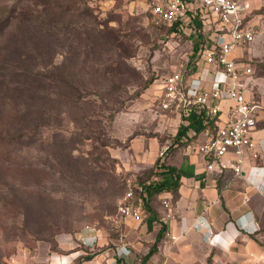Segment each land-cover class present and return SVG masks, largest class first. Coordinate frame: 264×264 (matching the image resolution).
I'll return each mask as SVG.
<instances>
[{"label": "rangeland", "instance_id": "1", "mask_svg": "<svg viewBox=\"0 0 264 264\" xmlns=\"http://www.w3.org/2000/svg\"><path fill=\"white\" fill-rule=\"evenodd\" d=\"M150 1L0 0V264H80L117 243L123 264L140 255L139 225L112 226L128 184L187 147L157 100L195 48L187 28L151 24ZM210 72L196 80L224 78Z\"/></svg>", "mask_w": 264, "mask_h": 264}, {"label": "crops", "instance_id": "2", "mask_svg": "<svg viewBox=\"0 0 264 264\" xmlns=\"http://www.w3.org/2000/svg\"><path fill=\"white\" fill-rule=\"evenodd\" d=\"M244 1L250 5V18L257 33L255 43L253 40L236 54L254 68L246 93L259 105L255 138L259 143L258 155L262 154V158L257 164L248 159L243 166V176L230 168L206 170L202 157L194 159L188 147L175 150L168 157V163L180 176L178 195L174 201L167 199L168 192L159 195L162 201H169L170 216L162 201L155 202L158 218L151 213L141 223H135L139 225L140 255L145 254L156 239L159 223L165 228L156 253L144 264H264V0ZM181 162L185 163V168H180ZM218 174L222 175L218 177ZM161 176L165 182L173 178L166 169L161 171ZM198 219L204 224L201 228L194 226ZM86 236L89 244L100 240L93 230ZM108 254L100 252L80 264H123V259L115 253Z\"/></svg>", "mask_w": 264, "mask_h": 264}, {"label": "built area", "instance_id": "3", "mask_svg": "<svg viewBox=\"0 0 264 264\" xmlns=\"http://www.w3.org/2000/svg\"><path fill=\"white\" fill-rule=\"evenodd\" d=\"M148 12V19L155 26L182 20L190 31L195 26L196 35H207L206 43L200 42L197 36L194 39L198 48L194 65L175 66L162 80L160 107L169 109L178 120L200 116L212 120V126H204L198 140L188 148L202 157L206 170L230 168L244 176L246 157L248 154L255 157L260 152L254 136L258 105L246 93L253 67L236 54L251 43L257 33L250 18L249 3L244 0H151ZM203 66L224 78L196 80L195 72ZM228 154L233 157L232 161L223 159ZM148 183L128 184L117 208L118 219L113 230H120L128 221L141 223L144 220L148 210L145 203ZM162 204L170 216L169 201L164 199ZM198 220L194 226L201 228L204 224ZM82 241L92 248L93 243L89 244L84 238ZM115 254L125 260L129 251L122 244L116 246Z\"/></svg>", "mask_w": 264, "mask_h": 264}, {"label": "trees", "instance_id": "4", "mask_svg": "<svg viewBox=\"0 0 264 264\" xmlns=\"http://www.w3.org/2000/svg\"><path fill=\"white\" fill-rule=\"evenodd\" d=\"M153 25V24H152ZM191 25V24H190ZM156 28H162L164 29V31L166 32L167 35L170 36H175L177 33H185V24L182 20H178L174 23H172L171 25H159V26H155ZM190 31V30H189ZM190 37L189 38H193V40L196 38L202 42V43H206L208 40V37L206 34L204 33H200L198 35H196V29L195 26H193L192 31H190ZM191 40V39H190ZM195 43V41H194ZM198 48H194L193 52L189 55L188 58V62H187V66H191L194 65V63L197 60V56H196V52H197ZM172 71H170L167 74H170ZM151 83L150 81L147 82V84ZM158 103H159V108L161 111H163L165 113V115L169 114L170 116L173 115L172 112L169 109H162L160 107V98H158ZM180 122L183 123L181 125V129L179 131V133L171 140V146L174 143L173 147L178 146V144H180L181 146H187L190 145L191 143H194L198 140V137L200 135V133L202 132L204 126L207 125H211L212 126V120H210L207 117L204 116H200L199 118H189V119H184L181 118ZM214 126V125H213ZM189 134V135H188ZM186 144V145H184ZM170 147L168 146L167 150H169ZM163 155V153H162ZM163 161V160H162ZM168 170L169 172H171V174H173V178L171 182H165L162 180V176H161V171L162 170ZM222 174H218V177H220ZM149 176L147 179L143 180L142 182H149L148 184H146V196H145V203L148 207V210L146 212V216L151 214L154 215V217L158 218L156 212L154 211V204L155 202H161L162 199L159 198V195L163 192H168L170 194V199L171 200H175V198L178 195V191H179V187L181 185V182L179 180V173L177 172V169L174 166H171L169 164H167L166 162L163 161V163L159 166H156V168L152 171H149ZM145 216V217H146ZM159 230H158V234L156 236V239L148 246V251L143 254V255H139L135 258L132 257L131 258V264H144L149 258L150 256L155 252L156 247H157V243L159 242V240L161 239V236L164 235V226L163 224L159 223ZM82 241V239H80ZM83 243V241H82ZM127 250L129 251V256L131 257V249L126 247ZM89 249V248H88ZM90 259V257L88 258Z\"/></svg>", "mask_w": 264, "mask_h": 264}]
</instances>
